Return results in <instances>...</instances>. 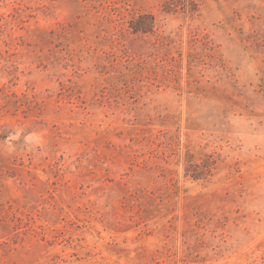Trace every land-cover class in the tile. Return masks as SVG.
<instances>
[{"label": "rangeland", "instance_id": "rangeland-1", "mask_svg": "<svg viewBox=\"0 0 264 264\" xmlns=\"http://www.w3.org/2000/svg\"><path fill=\"white\" fill-rule=\"evenodd\" d=\"M0 264H264V0H0Z\"/></svg>", "mask_w": 264, "mask_h": 264}, {"label": "trees", "instance_id": "trees-1", "mask_svg": "<svg viewBox=\"0 0 264 264\" xmlns=\"http://www.w3.org/2000/svg\"><path fill=\"white\" fill-rule=\"evenodd\" d=\"M145 17L148 18V21L141 22L142 20H140V19H144ZM129 22L131 24L130 26L132 27V29L134 31H139L142 33L151 32L153 30V27H154V17H153V15H151L149 13L140 15L139 19H135L132 17L131 20H129ZM190 166L194 168V169H191V170H193L191 176L194 179H199V178L205 179L207 174H209V172H210L209 170L207 172H204V169H202L199 173V171H197V169H195L196 167H198L197 163H190ZM188 170H190V169H188Z\"/></svg>", "mask_w": 264, "mask_h": 264}]
</instances>
